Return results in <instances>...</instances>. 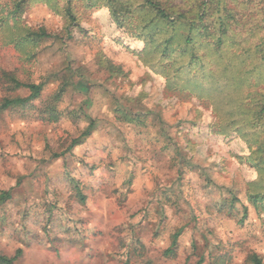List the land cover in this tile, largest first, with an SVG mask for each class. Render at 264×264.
<instances>
[{"label": "rangeland", "instance_id": "374dc122", "mask_svg": "<svg viewBox=\"0 0 264 264\" xmlns=\"http://www.w3.org/2000/svg\"><path fill=\"white\" fill-rule=\"evenodd\" d=\"M11 1L0 0V104L28 96L12 90L6 75L21 83L51 79L31 105L0 110V194L10 193L0 205V254L18 252L14 264H196L200 256L203 264H247L253 252L264 264V216L245 197L257 173L238 159L248 155L241 134L222 133L214 112L253 91L246 83L258 76L243 73L255 62L237 63L232 74L242 78L217 99L197 87L181 93L167 80L171 73L144 61V43L117 29L105 8L73 1L76 26L68 37L62 15L28 0L20 31L44 28L56 37L19 49L13 39L20 32L2 22ZM101 60L120 66L125 78L110 77ZM69 70L73 79L57 105L62 116L49 123L39 108ZM81 114L97 127L68 151L87 126ZM227 190L247 207L243 222L240 205L233 214L220 210ZM180 229L175 254H165Z\"/></svg>", "mask_w": 264, "mask_h": 264}, {"label": "trees", "instance_id": "16d2710c", "mask_svg": "<svg viewBox=\"0 0 264 264\" xmlns=\"http://www.w3.org/2000/svg\"><path fill=\"white\" fill-rule=\"evenodd\" d=\"M27 1L12 0V8L7 11L2 21L3 25L20 32L13 39L19 49L33 48L50 37H56L48 34L44 28L20 31L18 16ZM58 1L62 3L61 7ZM73 1L82 2L86 9H93L97 5L105 8L117 29L128 38L144 43V61L152 64L154 62L159 70L163 69L164 74L171 73L172 79L168 77L167 80L173 81L181 93H190L191 87H197L203 95L207 92L216 98L228 89L230 81L242 78L237 73L235 76L232 74L240 66L237 63L244 66L246 61H250V64L255 62L243 73L248 80L251 74L258 76L253 85L249 81L246 83L253 91H246L235 103L222 104L223 107L214 109V112H217L221 130H224L222 133L230 130L241 134L243 138L248 155L238 159L257 173V179L247 184L245 197L255 213L264 216V0H41L55 14L64 17L67 33L68 28L76 26ZM8 21H11V25H8ZM243 34L245 37H240ZM98 64L110 77L125 76L121 67L110 61L101 60ZM66 76L62 77L61 86L39 108V114L49 123H57L62 116L57 105L74 73L69 70ZM6 79L12 90L25 89L28 96L4 99L0 104L1 111L24 108L39 100L51 78L43 79L39 83H21L11 75H6ZM244 83L245 79H242L239 86ZM210 84L215 86L210 87L208 92L205 87ZM118 111L122 116L128 117L126 120L129 122L140 123L136 115L125 114L122 109ZM78 116L79 114L76 115ZM81 118L87 126L79 137L72 140L68 151L97 127L95 119L85 114H81ZM60 157L61 155H52V159ZM184 162V157L179 156L178 164ZM68 181L73 184L78 201L83 202L84 197L75 180L68 177ZM9 199V191L2 192L0 205ZM237 205H240L237 194L227 190V197L222 199L219 208L227 214H233ZM240 207L241 211L236 212L240 214L239 221L243 222L247 217V207ZM181 232L182 229L171 236L165 254H175ZM191 246L195 248L194 243ZM18 256V252L12 258L0 254V264H14ZM246 261L247 264H263L261 257L253 252L247 256ZM203 263L204 257L200 256L196 264Z\"/></svg>", "mask_w": 264, "mask_h": 264}]
</instances>
